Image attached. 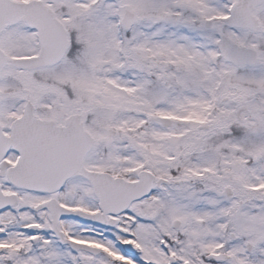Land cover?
<instances>
[{"label":"snow or ice","instance_id":"snow-or-ice-1","mask_svg":"<svg viewBox=\"0 0 264 264\" xmlns=\"http://www.w3.org/2000/svg\"><path fill=\"white\" fill-rule=\"evenodd\" d=\"M0 264H264V0H0Z\"/></svg>","mask_w":264,"mask_h":264}]
</instances>
